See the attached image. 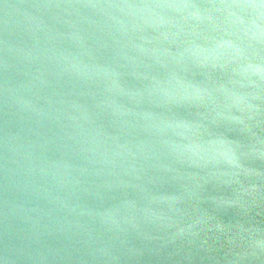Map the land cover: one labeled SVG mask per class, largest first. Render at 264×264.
<instances>
[{
  "label": "clouds",
  "instance_id": "clouds-1",
  "mask_svg": "<svg viewBox=\"0 0 264 264\" xmlns=\"http://www.w3.org/2000/svg\"><path fill=\"white\" fill-rule=\"evenodd\" d=\"M264 0H0V264H264Z\"/></svg>",
  "mask_w": 264,
  "mask_h": 264
},
{
  "label": "water",
  "instance_id": "water-1",
  "mask_svg": "<svg viewBox=\"0 0 264 264\" xmlns=\"http://www.w3.org/2000/svg\"><path fill=\"white\" fill-rule=\"evenodd\" d=\"M223 218L226 222L247 219L252 223H264V204L254 206L246 218L236 216L234 210L229 211ZM209 243L212 246L211 250L199 251L195 258V264H225V256L229 249L226 239L222 237L219 241L210 240Z\"/></svg>",
  "mask_w": 264,
  "mask_h": 264
}]
</instances>
